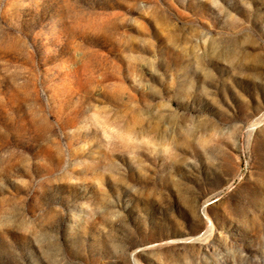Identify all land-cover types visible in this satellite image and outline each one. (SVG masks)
Segmentation results:
<instances>
[{
  "label": "rangeland",
  "instance_id": "rangeland-1",
  "mask_svg": "<svg viewBox=\"0 0 264 264\" xmlns=\"http://www.w3.org/2000/svg\"><path fill=\"white\" fill-rule=\"evenodd\" d=\"M0 264H264V0H0Z\"/></svg>",
  "mask_w": 264,
  "mask_h": 264
}]
</instances>
